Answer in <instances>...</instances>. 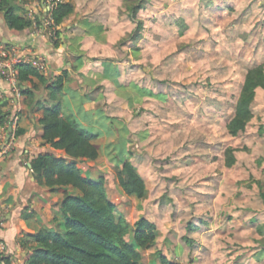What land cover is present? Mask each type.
<instances>
[{
	"label": "rangeland",
	"instance_id": "rangeland-1",
	"mask_svg": "<svg viewBox=\"0 0 264 264\" xmlns=\"http://www.w3.org/2000/svg\"><path fill=\"white\" fill-rule=\"evenodd\" d=\"M117 2L119 22L130 23L113 53L130 61L122 81L153 95L114 96L102 155L82 166L105 177L130 227L141 217L156 225L146 264H264V88L246 131L227 129L248 70L264 66V0ZM128 139L132 154L117 157ZM126 161L146 182L145 200L119 187Z\"/></svg>",
	"mask_w": 264,
	"mask_h": 264
},
{
	"label": "crops",
	"instance_id": "crops-1",
	"mask_svg": "<svg viewBox=\"0 0 264 264\" xmlns=\"http://www.w3.org/2000/svg\"><path fill=\"white\" fill-rule=\"evenodd\" d=\"M117 1L62 0L73 6L74 13L58 27V45L56 38L43 28L45 0L14 1L16 13L34 21L31 28L23 31L9 29L0 12V46L15 47L23 54L43 57L48 63L42 74L47 82L40 84L36 78L19 82L20 93L0 78V115L5 117L0 128V211L5 213L1 237L11 264H25L28 251L23 248V241L28 236L53 229L62 220L63 191L54 192L42 185L32 171L31 163L40 155L66 157L64 151L53 148L43 138L46 110L59 105L64 119L76 121L81 130L93 137L101 157L103 144L109 138L106 131L111 132L114 118L105 108H111L114 96L135 94L131 88L135 84L122 81L123 67L130 65L129 59L119 62L113 56L130 24L119 22ZM64 72L68 78L62 91L54 95L52 86ZM35 85L37 88L33 89ZM29 90L34 99L25 93ZM19 130L23 133L17 136ZM95 162L85 160L79 164L84 176L91 180L95 174L91 175L82 165ZM148 251L141 252L143 264ZM147 264L160 263L153 258Z\"/></svg>",
	"mask_w": 264,
	"mask_h": 264
},
{
	"label": "trees",
	"instance_id": "trees-1",
	"mask_svg": "<svg viewBox=\"0 0 264 264\" xmlns=\"http://www.w3.org/2000/svg\"><path fill=\"white\" fill-rule=\"evenodd\" d=\"M14 1L0 0V12L7 27L18 31L31 28L34 21L19 16ZM139 9H132V20ZM73 13L72 5L60 3L54 11L55 25L61 26ZM58 37L59 31L56 32L55 45H58ZM32 78L38 79L40 84L47 82L34 67L21 65L18 81L23 83ZM67 78L68 74L64 72L56 79L52 86L54 95L62 91ZM36 88L35 85L33 89ZM131 88L138 90L139 100L145 95H153L151 91L137 89L136 85ZM259 88H264L262 65L249 69L245 76L234 116L227 125L231 136L238 137L246 131L253 118L252 104ZM25 93L35 98L31 90ZM42 123L46 143L64 151L66 157L40 155L32 161V171L42 185L54 192L63 191L62 220L55 228L40 230L23 241V248L28 251L25 264H143L141 252L156 245L157 227L145 217L130 227L110 200L105 177L91 180L84 176L79 164L85 160L96 161L100 157L98 147L92 142L93 137L81 130L76 121L64 119L59 105L46 110ZM4 124L5 117L0 115V128ZM22 133L19 130L16 134L20 136ZM106 134L110 135L111 132L106 131ZM126 143H130V139L122 140L117 157L132 154L131 150L125 152ZM116 178L126 196L139 200L148 197L146 182L131 162L122 163ZM130 234L131 241L128 240ZM161 259L162 264H172L163 256ZM2 262L11 264L8 254L2 258Z\"/></svg>",
	"mask_w": 264,
	"mask_h": 264
},
{
	"label": "built area",
	"instance_id": "built-area-1",
	"mask_svg": "<svg viewBox=\"0 0 264 264\" xmlns=\"http://www.w3.org/2000/svg\"><path fill=\"white\" fill-rule=\"evenodd\" d=\"M60 3H62V0H45L47 13L43 28L52 38H56V32L58 31V26L55 25L54 21V11ZM21 65H30L42 74L48 69L47 60L43 57H34L27 53L23 54L15 47L0 46V78L9 83L17 93H20L18 78ZM13 124L14 126L17 124V119ZM4 226L5 213L0 211V264H4L2 258L7 254L6 244L1 237V231Z\"/></svg>",
	"mask_w": 264,
	"mask_h": 264
}]
</instances>
